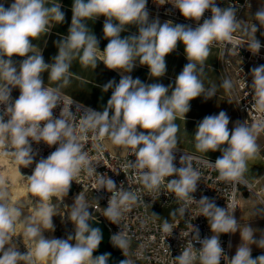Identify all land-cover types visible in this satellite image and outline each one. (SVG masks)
I'll return each instance as SVG.
<instances>
[{
    "label": "clouds",
    "instance_id": "obj_1",
    "mask_svg": "<svg viewBox=\"0 0 264 264\" xmlns=\"http://www.w3.org/2000/svg\"><path fill=\"white\" fill-rule=\"evenodd\" d=\"M147 2L73 0L68 34L55 42L58 53L51 63L45 62L41 50L35 51L33 40L49 34L55 25L65 21L62 5L56 0H13L8 7L0 3V80L4 81L0 84V105L4 106L0 111V148H13L16 162L28 167L36 155L32 142L58 145L47 158L36 163L32 175L27 177L29 191L38 198L35 218H26L31 222L25 225L24 231L35 244L33 250L21 253L12 243L11 234L22 211L19 207L9 206L7 181L0 178V264H107L110 253L93 257L102 233L89 224L92 219L90 205L81 194L75 198L68 213L75 224V235L66 239H46L42 234L44 230L54 231L53 209L44 202L53 196L65 197L81 171H86L89 176L98 174L80 143L90 130L101 138L109 137L114 145L134 150L135 160L129 161L126 167L139 172L142 184L149 192L158 190L166 178L173 177L167 180V189L185 202L196 201L192 193L197 190L200 172L186 163L192 159L187 154L180 156L181 166H175L178 126L174 121L178 117L185 121L191 100L201 96L207 100L215 96L216 86L205 89L200 76L210 46L215 41H232L233 33L241 27V21L237 19L238 7L232 4L221 8L216 0H171L169 3L185 19L199 22L207 10L211 11L210 18L193 28L172 21L161 23L158 18L150 22ZM101 16L105 17L103 34L108 40L103 51H100L99 40L87 23ZM254 19L264 27V7L255 13ZM132 25L137 27L138 33L122 37L121 33ZM243 31L251 34L246 43L248 50L258 54L262 45L255 36L257 24L253 23L250 28L245 25ZM178 42L184 45L188 63L176 76L174 87L172 84H146L131 75H121L118 83L110 80L103 86L104 92L112 89L103 111L87 109L79 127L80 136L68 118L72 113L62 110L59 118H53V110L61 100L60 86L55 89L45 86L43 73L47 72L48 80L66 86L75 58L78 57L83 66L95 69L97 54L101 53L100 62L109 70L131 73L138 61L140 66H147L150 78L159 79L166 74L165 57L176 50ZM13 57L24 59L17 64ZM251 76L252 107L264 113V65L251 69ZM220 87L231 91L234 84L225 78ZM13 88L20 91L14 101L11 100ZM229 122L230 117L225 111L205 116L198 123L194 138L197 151L221 152L214 163L209 160L205 163L218 172L221 181L231 182L235 188L247 185L244 178L248 171L247 162L255 159L260 151L255 131L264 128V120L252 127L237 121L231 130ZM98 176V189L104 188L111 193L104 215L113 224H118L123 211L138 201L143 202L142 197L118 188L108 176ZM196 202L200 205V215L208 219L215 234L201 239L199 230L190 223L194 241L201 248L196 250L193 241H189L181 254L173 259L175 264H194L197 260L199 264H220L222 259L226 264H264V255L252 258L250 247L255 244L264 249V234L256 239V230L250 225L238 224L233 215L234 206L230 213L228 206L219 207L207 196ZM256 211L264 212V209ZM177 212L185 215L186 208L180 207L171 215L175 216ZM162 231L170 235L173 231L167 219L162 224ZM237 231L242 243L229 259L221 246L220 234ZM111 241L124 256L127 255L129 241L123 233L113 234ZM193 249L198 256L193 254ZM121 264H131V261L125 259Z\"/></svg>",
    "mask_w": 264,
    "mask_h": 264
},
{
    "label": "built area",
    "instance_id": "obj_2",
    "mask_svg": "<svg viewBox=\"0 0 264 264\" xmlns=\"http://www.w3.org/2000/svg\"><path fill=\"white\" fill-rule=\"evenodd\" d=\"M169 2L171 0H148L146 7L149 11V21L158 18L161 23L172 21L173 24L190 25L195 28L197 23L202 24L205 18L211 17V11L207 10L199 22L185 19L179 10ZM216 4L221 8L232 4L238 7L237 19L241 21V27L233 33V40L215 41L211 46L220 52L219 68L224 79L229 78L234 84V88L229 92L237 107V121L245 122L249 127H252V125L264 120V113L252 107L254 99L250 88L252 82L251 69L264 65V43H261L262 47L256 55L248 50L246 44L250 40L251 34L243 31V27L246 25L250 28L253 23H256L243 20V14L251 7V0H216ZM256 24L258 27L256 33H258L263 27H260L259 23ZM60 96L59 105L53 110V118H59L62 110L64 113H72L68 118L77 136H80L79 127L82 118L87 109L91 108L62 93H60ZM15 99L11 96L12 101ZM3 107V105H0V111L3 110ZM255 135L257 138L264 139V128L256 130ZM109 141H111L109 137L101 138L90 130L87 133V138L81 139L80 143L83 150L88 153L92 164L96 166L98 174L108 176L114 180L118 188L121 187L123 190L132 191L141 196L143 202L138 201L135 205H131L127 211H123L118 224H113L104 215L111 193L104 188L98 189V174L94 173L89 176L86 171H81L71 183V186L91 199L89 205L99 213L100 220L109 227L111 235L118 232L125 235L129 241L127 255L124 256L122 250H120L122 255L131 261V264H175L173 259L181 254L189 241H193L194 248L199 250L201 245L194 241V233H191L189 224L192 223L199 230L201 239L210 237L215 233H212L208 219L200 215V205L196 201L207 196L214 200L219 207L225 208L228 206L230 213L234 206L233 215L236 218L240 208V189L251 190L248 184H241L234 188L231 182L221 181L218 172L205 163L207 160L214 163L215 160L177 148L175 151V166L179 168L181 166L180 156L187 154L192 159L186 163L191 164L193 169L200 172L197 190L192 193L196 201L185 202L176 198L174 193L167 189V180L173 177L166 178L158 190L149 192L144 188L139 172L126 167L129 161L135 160L134 150L127 148L124 154H119L109 147ZM57 147L58 145L48 146L43 141L39 143L32 142L33 151L36 153L35 157L40 159L47 158ZM261 159L264 162V153L261 154ZM180 207L186 208L185 215L177 212L176 219L169 222L173 228L171 235L164 233L162 231L164 221L154 216L152 209H173L175 211ZM220 242L224 254L231 259L234 233L220 234ZM195 249H193V254L198 256ZM194 264H199V261H195ZM220 264H226L225 260L222 259Z\"/></svg>",
    "mask_w": 264,
    "mask_h": 264
},
{
    "label": "crops",
    "instance_id": "obj_3",
    "mask_svg": "<svg viewBox=\"0 0 264 264\" xmlns=\"http://www.w3.org/2000/svg\"><path fill=\"white\" fill-rule=\"evenodd\" d=\"M13 0H0L5 7H8ZM62 5L61 10L65 13V21L61 24L55 25L49 34H42L38 39L33 40V44L36 45L35 51H42L43 58L46 63H51L53 57L57 55L58 49L55 42L62 36L68 34V28L71 24L72 17V4L73 0H56ZM252 7V6H251ZM250 7V8H251ZM244 18V17H243ZM105 17L101 16L95 21H87L88 26L92 30V33L99 40V49L103 51L106 47L108 40L104 39L103 24ZM244 21H252L250 19H243ZM138 33V29L135 25L128 26V30L121 33V36H128L130 34ZM98 64L95 69L91 66L85 67L80 63L79 58H75L72 61L70 67L71 76L69 78V84L62 85V82H54L48 80L47 72L42 74L44 85L50 88H57L60 86V93L70 97L71 99L93 109L96 111H103L107 105V101L110 99L112 89L104 92L103 86L110 80H115L116 83L121 79V75H131L133 79L139 78L146 84L150 83H162L165 86L172 84L174 87L176 76L183 70V67L188 63L185 53L184 45L182 42H178L176 50L165 57L166 60V74L159 78L153 79L149 76V69L147 66H140L138 61L136 67L131 73H122L117 70L107 69L102 62V54L98 53ZM13 59L19 64L24 59L22 57H13ZM220 52L218 49L210 46V54L207 60L204 62V71L200 76L203 81L205 89L216 86L217 91L215 96L211 99L205 100L203 96L197 97L190 101V111L186 114L185 121L182 118H177L174 122L178 126L177 136V148L182 150L216 160L215 157L210 156V153H219L209 151L208 153H201L195 148V131L197 125L203 120L205 116L218 115L220 111H225L230 117L228 125L231 130L237 122V107L235 102L230 96V92L220 87L224 80V76L219 68ZM4 81L0 80V84ZM11 91L13 98H18ZM170 94V93H169ZM111 115V113H110ZM140 131H144L139 129ZM257 144L259 145V153L255 159L247 162L248 171L245 172L244 178L254 190L248 191L246 188H241L239 191L240 208L237 212L236 219L241 226L247 224L250 225L255 231V238L259 239L264 234V212H257V209H264V162L261 159V154L264 153V139L257 138ZM109 147L119 153L124 154L127 148L114 145L111 141L108 142ZM242 243L240 232L234 233L233 242V254L236 253L237 247ZM251 255L252 258H256L260 255H264V249L252 244Z\"/></svg>",
    "mask_w": 264,
    "mask_h": 264
},
{
    "label": "rangeland",
    "instance_id": "obj_4",
    "mask_svg": "<svg viewBox=\"0 0 264 264\" xmlns=\"http://www.w3.org/2000/svg\"><path fill=\"white\" fill-rule=\"evenodd\" d=\"M251 6L252 7L243 14V17L258 23L255 21L254 15L261 7H264V0H251ZM262 33H264V27L261 31L256 33L255 36L261 43H264V34ZM13 93L18 97L20 95L18 88H15ZM13 150L14 149L11 147L0 148V178H3L7 181L6 188L9 193V206L19 207L22 211V216L15 224L14 232L11 235L13 239L12 243L16 245L17 249L21 253H25L27 250H33L35 248V244L32 243L31 239L24 234L25 225L31 222L26 218H35V210L38 207L36 204L38 202V198L29 191V182L27 177L32 175L36 163L40 160V158L34 157L33 164L28 167H24L16 162L15 157L12 155ZM210 156H213L215 159H217L221 156V152L210 153ZM7 169H9V172L14 169L19 170V175L15 179V182L12 183L10 176L8 173H6ZM79 194H81V192H79L78 189H75L71 196L66 195L63 198L60 196H53L49 201L44 202L46 206L53 209L54 214V231L44 230L42 233L46 239H66L69 235H75V224L69 219L68 213L70 212V207L75 202V198ZM81 195L84 196L85 202L90 204L91 199L87 195ZM173 211V209H152V213L156 214L157 218L162 221L167 219L168 222L176 219V215H171ZM5 247L7 248V245Z\"/></svg>",
    "mask_w": 264,
    "mask_h": 264
},
{
    "label": "water",
    "instance_id": "obj_5",
    "mask_svg": "<svg viewBox=\"0 0 264 264\" xmlns=\"http://www.w3.org/2000/svg\"><path fill=\"white\" fill-rule=\"evenodd\" d=\"M75 188L70 187L67 196H71ZM80 192V190H78ZM89 211L92 215V219L89 220V224L92 227L99 228L102 233V240L98 248L93 252V257L99 256L104 253H110L107 264H121V261L126 258L122 255L121 250L115 247L111 241V232L109 227L100 220L99 213L94 210L92 206L89 207Z\"/></svg>",
    "mask_w": 264,
    "mask_h": 264
},
{
    "label": "bare ground",
    "instance_id": "obj_6",
    "mask_svg": "<svg viewBox=\"0 0 264 264\" xmlns=\"http://www.w3.org/2000/svg\"><path fill=\"white\" fill-rule=\"evenodd\" d=\"M3 162V161H2ZM4 163V162H3ZM6 173H8V175L10 176V179H11V181H12V183L13 182H15V179L18 177V175H19V170H16V169H14V170H11V172H9V169H7L6 170ZM247 184H248V182H247ZM248 186L249 187H251L252 188V186H250L249 184H248ZM252 190H254L253 188H252ZM25 191V190H24ZM12 193V192H11ZM21 193V192H20ZM23 193V192H22ZM15 198V197H14ZM23 203V202H22ZM22 205V204H21ZM26 206V205H25ZM23 208V207H22Z\"/></svg>",
    "mask_w": 264,
    "mask_h": 264
}]
</instances>
